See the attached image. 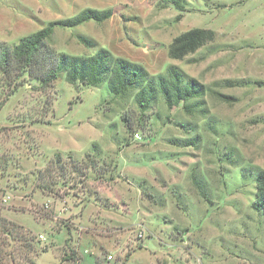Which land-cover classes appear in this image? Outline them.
<instances>
[{"label": "rangeland", "instance_id": "rangeland-1", "mask_svg": "<svg viewBox=\"0 0 264 264\" xmlns=\"http://www.w3.org/2000/svg\"><path fill=\"white\" fill-rule=\"evenodd\" d=\"M86 8L106 16L62 25ZM53 21L55 51L146 74L0 72V213L34 264H264V0H0L10 46ZM194 27L213 39L169 57Z\"/></svg>", "mask_w": 264, "mask_h": 264}, {"label": "trees", "instance_id": "trees-1", "mask_svg": "<svg viewBox=\"0 0 264 264\" xmlns=\"http://www.w3.org/2000/svg\"><path fill=\"white\" fill-rule=\"evenodd\" d=\"M105 16L104 12L86 8L73 17L64 19L62 25L72 26L89 18L102 19ZM54 24L55 21L47 27L20 37L17 43L11 46L0 41V72L14 79L27 71L30 75L39 77L43 84L52 81L62 70L69 81L77 79L89 84H97L108 73V80L114 93L126 87L130 82L128 81L130 74L145 73L139 65L112 57L103 48L84 57L55 51L46 42L52 34ZM213 36L214 31L210 28L187 29L172 38L167 47V54L172 58H182L211 41ZM115 79L122 81L118 87L115 85ZM253 205L255 208L264 209V171L257 174ZM33 239L30 230L0 213V264H34L37 251ZM14 240H20L21 243Z\"/></svg>", "mask_w": 264, "mask_h": 264}]
</instances>
